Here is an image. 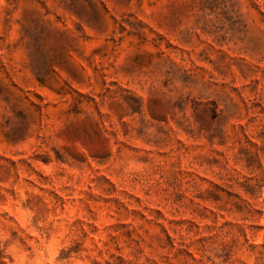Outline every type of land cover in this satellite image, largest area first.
Returning a JSON list of instances; mask_svg holds the SVG:
<instances>
[{"label": "rangeland", "instance_id": "obj_1", "mask_svg": "<svg viewBox=\"0 0 264 264\" xmlns=\"http://www.w3.org/2000/svg\"><path fill=\"white\" fill-rule=\"evenodd\" d=\"M0 264H264V0H0Z\"/></svg>", "mask_w": 264, "mask_h": 264}]
</instances>
